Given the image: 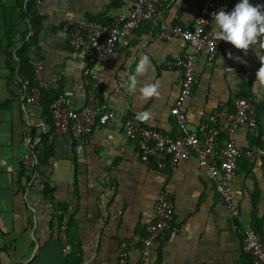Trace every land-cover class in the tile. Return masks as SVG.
Returning <instances> with one entry per match:
<instances>
[{"label": "crops", "instance_id": "crops-1", "mask_svg": "<svg viewBox=\"0 0 264 264\" xmlns=\"http://www.w3.org/2000/svg\"><path fill=\"white\" fill-rule=\"evenodd\" d=\"M110 1H36L38 12L46 19L30 56L34 65L43 64L45 82L57 78L48 91L60 92L67 107L78 110L87 103L89 73L100 89L103 108L116 112L106 124L93 126L81 149L75 148L68 134H54L52 118L47 119L40 103L25 102L20 85L7 80L0 55V264H250V256L241 247L242 227L224 209L214 184L196 159H181L176 166L159 170L152 160L140 158L135 140H125L122 135L124 119L145 110H150L153 118L147 123L140 121L143 125L171 136L180 133L170 109L179 92L181 71L168 62L178 57L187 43L180 38L166 39L157 25L141 23L117 42L99 79H95L96 67L86 54L67 45L65 21L100 12ZM153 1L160 5L161 21L192 26L202 0ZM239 2L231 0L229 11ZM130 3L119 0L107 14L114 18L127 13ZM250 3L264 5V0ZM213 25L214 21L210 27L215 30ZM142 54L149 56L151 65L138 79L142 83L158 80L161 85L160 95L147 100L124 87ZM258 56L264 58L258 45L250 46L245 54L223 40L213 61L200 54L193 90L184 106L190 128L204 121L212 110L230 106L226 102L239 85L236 74L242 67L253 76ZM261 89L253 91L254 100L249 99L254 105L263 98ZM26 128L30 136L33 128L37 167L52 186L47 182L36 188L29 185L30 173L22 168ZM252 134L262 145L252 144L264 147V113L257 116L255 130L245 125L238 129V146L251 145ZM46 145L52 146L50 154ZM245 159L248 163L240 165L234 192L251 226V212L264 217V160ZM164 187L174 202L176 231L164 232L150 251L143 252L140 237L154 220L156 196ZM117 210H121L119 216ZM60 212L61 223L68 224L73 238H66V253L58 237ZM123 240L131 249L126 258L117 254ZM71 244L78 249L74 254Z\"/></svg>", "mask_w": 264, "mask_h": 264}, {"label": "built area", "instance_id": "built-area-1", "mask_svg": "<svg viewBox=\"0 0 264 264\" xmlns=\"http://www.w3.org/2000/svg\"><path fill=\"white\" fill-rule=\"evenodd\" d=\"M230 7L231 0H202L194 16L193 25L181 26L161 21L160 5L153 0H131L128 12L118 14L108 23L85 18L66 20V42L71 49L86 54L89 62L96 67L95 79L102 77L103 64L114 54L117 42L127 37L141 23L152 27L157 25L166 39L180 38L187 43V48L168 62V66L178 67L181 71L179 92L170 109L180 133L176 136L168 135L157 128L143 125L136 116L130 114L122 125L123 138L135 140L140 158L143 161L152 160L159 170L168 166L174 167L181 159L194 157L214 184L224 209L242 227L243 252L251 257V264H264L263 239L243 217L234 192V182L240 169L238 159L244 157L250 160H264V147L251 144L241 148L236 141L237 131L242 125L248 128L257 127L256 106L245 97H236L230 106L212 110L207 118L194 128L188 126L184 109L185 102L193 90L198 57L204 54L208 62L213 61L221 45L215 30L210 27L213 14L221 8L229 11ZM42 70L43 64L37 62L33 84L23 77L26 91L24 100L27 104H38L41 91L51 90L56 83V77L51 78L50 83L45 82ZM96 86V83L92 84V88L87 92V103L78 110L68 108L60 92L56 93L49 106L54 134H68L77 149L84 146L96 123L104 125L116 116L114 110L103 108L96 95ZM22 144L25 148L22 165L30 173L29 185L36 188L44 182L48 183L47 177L37 167L28 128L23 133ZM48 184L52 186V182ZM120 214L121 210H117L116 216ZM173 219L174 202L170 191L164 187L156 196L154 220L146 225L140 237L143 252L150 251L154 241L164 232L176 231ZM261 229L264 230V217ZM65 230L66 224L63 222L58 231L63 253L67 252ZM117 254L120 258L131 254L127 240L119 243Z\"/></svg>", "mask_w": 264, "mask_h": 264}, {"label": "trees", "instance_id": "trees-1", "mask_svg": "<svg viewBox=\"0 0 264 264\" xmlns=\"http://www.w3.org/2000/svg\"><path fill=\"white\" fill-rule=\"evenodd\" d=\"M36 1L37 0H0V55L4 58V67L8 71L7 80L14 81L17 86L20 85L23 93L26 92L25 85L23 84V77L29 79L31 84L34 83L33 76L35 65L33 64L34 62L30 56V52L33 48L37 47L39 35L43 27V22L46 19L45 15L38 12ZM118 1L119 0H111L110 4L105 6V8L100 10V12L95 14H86L84 18L102 23L111 22L113 18L107 14V10L116 8V2ZM61 26L64 27L65 25L61 24ZM260 59H262V57H256V72L253 76H249L246 70L242 67L239 69L238 73L236 74V77L239 80L238 89L233 91L229 96V99L226 102L227 105H229L230 102H232V100L236 97H245L251 101L254 100L255 96L253 93V81L257 79L256 73L261 67ZM86 80L89 85L86 86V89L90 90L94 82L91 80L89 73ZM97 89V96H99L101 100L102 95L98 85ZM261 94L263 97L262 100L260 102H255L258 117L264 113V87L261 89ZM54 97H56V93L53 92L42 90L40 93L39 103L48 120L51 119L49 106ZM52 129H54L53 125ZM249 129L255 130L256 128ZM252 135L253 136L250 139L251 141H249V144L256 143L258 145H262V142L259 140V138L255 137L254 134ZM31 137L33 140L36 138L33 128H31ZM45 147L48 148L47 154H50L52 146L46 145ZM238 162L239 165L245 167L248 163V160L245 158H239ZM22 168L25 170L23 165ZM254 203L255 201L253 200V205ZM251 213V227L254 231L261 235L264 242V231L261 229L262 219L257 217L254 211ZM58 218L60 219L59 222L61 224V212L58 215ZM65 235L66 238H69V240L73 239L68 232V224H66ZM70 251L72 254H74L78 251V249L74 247V244H71ZM74 264H79V261L77 263L75 262Z\"/></svg>", "mask_w": 264, "mask_h": 264}, {"label": "clouds", "instance_id": "clouds-1", "mask_svg": "<svg viewBox=\"0 0 264 264\" xmlns=\"http://www.w3.org/2000/svg\"><path fill=\"white\" fill-rule=\"evenodd\" d=\"M214 28L217 40L230 42L237 49L247 53L250 46L258 45L264 50V5H253L250 0H240L231 11L221 8L213 14ZM232 54L229 53V56ZM240 59V57H236ZM223 61V58L221 57ZM261 67L256 73L257 79L253 84V91L264 87V58L260 59ZM151 65L147 54H142L136 63L134 73H130L124 87L133 94L139 93L145 100L160 95V81L142 83L139 77L147 74ZM136 118L144 123L152 120L150 110L137 113Z\"/></svg>", "mask_w": 264, "mask_h": 264}, {"label": "rangeland", "instance_id": "rangeland-1", "mask_svg": "<svg viewBox=\"0 0 264 264\" xmlns=\"http://www.w3.org/2000/svg\"><path fill=\"white\" fill-rule=\"evenodd\" d=\"M1 34V33H0Z\"/></svg>", "mask_w": 264, "mask_h": 264}]
</instances>
